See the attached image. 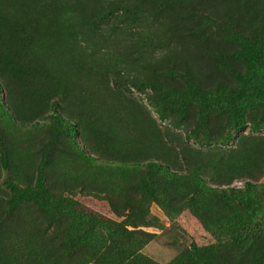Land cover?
I'll return each mask as SVG.
<instances>
[{
    "label": "rangeland",
    "instance_id": "374dc122",
    "mask_svg": "<svg viewBox=\"0 0 264 264\" xmlns=\"http://www.w3.org/2000/svg\"><path fill=\"white\" fill-rule=\"evenodd\" d=\"M263 23L264 0H0V264H264Z\"/></svg>",
    "mask_w": 264,
    "mask_h": 264
},
{
    "label": "trees",
    "instance_id": "16d2710c",
    "mask_svg": "<svg viewBox=\"0 0 264 264\" xmlns=\"http://www.w3.org/2000/svg\"><path fill=\"white\" fill-rule=\"evenodd\" d=\"M251 36L260 35L264 39V23L263 24H256L252 29L249 31ZM224 54V53H223ZM7 65L10 64L9 60H5ZM239 126L238 128H240ZM257 176V175H255ZM108 207L110 210L115 213L117 216H124L127 218H132L135 220L139 218L138 209L134 207L131 198H126L121 205L118 204L117 200L114 197L108 198Z\"/></svg>",
    "mask_w": 264,
    "mask_h": 264
}]
</instances>
